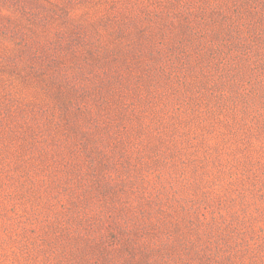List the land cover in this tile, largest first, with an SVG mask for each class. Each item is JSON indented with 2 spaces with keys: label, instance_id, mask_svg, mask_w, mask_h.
I'll return each instance as SVG.
<instances>
[{
  "label": "rangeland",
  "instance_id": "1",
  "mask_svg": "<svg viewBox=\"0 0 264 264\" xmlns=\"http://www.w3.org/2000/svg\"><path fill=\"white\" fill-rule=\"evenodd\" d=\"M0 264H264V0H0Z\"/></svg>",
  "mask_w": 264,
  "mask_h": 264
}]
</instances>
